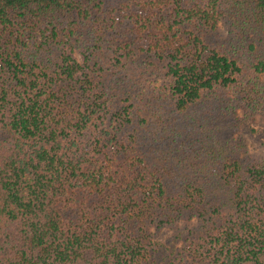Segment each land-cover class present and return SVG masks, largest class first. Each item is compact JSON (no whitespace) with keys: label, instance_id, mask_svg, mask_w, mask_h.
Instances as JSON below:
<instances>
[{"label":"trees","instance_id":"16d2710c","mask_svg":"<svg viewBox=\"0 0 264 264\" xmlns=\"http://www.w3.org/2000/svg\"><path fill=\"white\" fill-rule=\"evenodd\" d=\"M261 73L264 0H0V264H264Z\"/></svg>","mask_w":264,"mask_h":264},{"label":"rangeland","instance_id":"374dc122","mask_svg":"<svg viewBox=\"0 0 264 264\" xmlns=\"http://www.w3.org/2000/svg\"><path fill=\"white\" fill-rule=\"evenodd\" d=\"M261 78L264 82V73H261ZM264 128V117H257L256 119L245 118L240 123V130L248 138V143L252 151L264 153V135L262 130ZM169 233L167 228H163L157 236L160 240H165Z\"/></svg>","mask_w":264,"mask_h":264}]
</instances>
